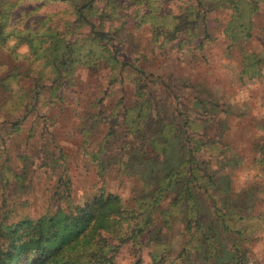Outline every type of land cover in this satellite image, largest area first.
Wrapping results in <instances>:
<instances>
[{"label": "rangeland", "instance_id": "obj_1", "mask_svg": "<svg viewBox=\"0 0 264 264\" xmlns=\"http://www.w3.org/2000/svg\"><path fill=\"white\" fill-rule=\"evenodd\" d=\"M187 1L164 0L158 12L176 14ZM258 4L261 9L254 17L253 35L244 44L263 55L264 1ZM97 5L104 7L105 0H98ZM145 7V0L141 4L137 0H114L115 16L103 23L104 30L111 32L117 58L128 63L124 68L111 71L103 63L77 64L72 77H63L59 82L48 77L36 81V63L29 65L27 45L15 47L16 56L0 46V78L15 69L21 76L17 77V85L11 83L13 90L18 86L25 92L38 93L37 100H18L14 91L0 83V156L6 161L4 166L17 175L12 179L11 172L7 173L11 178L5 191L8 198L3 195L6 205L0 212H8L15 219L36 217L47 205L54 210L58 203H82L101 189L118 194L123 206L134 208L133 198L140 183L120 173L116 158L104 176H99L92 154L105 135L112 131L121 134L124 107L134 100L135 75L130 66L135 65L145 72L141 82L146 90H156L158 114L177 124L183 122L184 114L189 122L188 134L207 139L201 157L213 162L216 175L228 176V197L212 189V199L205 197L214 225L216 208L241 216L236 220L244 229L237 237L226 235L227 246L237 244L244 251L240 264H264V149L260 151L264 145V61L260 74H240L242 46L226 39L223 22L228 15L219 9L207 15V29L203 22L198 24L200 45L194 40L177 49L171 42L160 49L151 40L150 23L141 17ZM41 18L72 38L78 32L84 38L90 30H68L75 25L73 8L59 1L26 0L11 10L10 24L37 28ZM93 21L101 23L100 19ZM14 41L10 38L6 42L11 46ZM157 126V118L147 123L149 152L151 140H160L151 136ZM112 144L114 149L126 148L125 144L121 148L119 142ZM179 147L188 148L185 139L177 142L175 149ZM218 160L230 164L218 168ZM60 177L63 181L58 184ZM20 180L24 187L17 190ZM171 201L172 195H166L153 210L152 222L162 224L161 212ZM184 214L181 208L168 215L166 239L172 256L181 249L187 232ZM141 245L137 251L135 246L125 244L117 261L136 264L140 258V264H148L150 248Z\"/></svg>", "mask_w": 264, "mask_h": 264}, {"label": "trees", "instance_id": "obj_2", "mask_svg": "<svg viewBox=\"0 0 264 264\" xmlns=\"http://www.w3.org/2000/svg\"><path fill=\"white\" fill-rule=\"evenodd\" d=\"M24 1L0 0V46L16 56L15 47L22 43L27 45L28 63L32 67L36 63V69L33 68L36 81L48 77L59 82L63 77H72L77 64L103 63L111 71L128 65L117 58L111 32L104 30L103 23L115 16L114 0H105L102 8L98 7V0H43L70 4L75 25L67 29L76 31L88 27L89 33L84 38L78 35L79 32H75L73 38L68 36L70 34L56 26L46 25L44 18L39 20L41 24L37 28H19L10 24L11 10ZM137 1L141 4V0ZM259 1L262 0H188L176 14H159L158 7L164 0H145L141 17L143 22L150 23L151 40L158 43L160 49L171 42L181 49L199 38V23L203 22L204 30L208 28L206 18L209 13L224 10L228 15L223 22L226 39L242 46L240 74L253 76L261 73L264 53L256 54L244 43L253 35L254 17L261 9ZM93 19H100L101 23L96 24ZM10 38L15 39L11 46L6 42ZM197 42L201 44V41ZM130 69L135 75L134 100L124 107L121 134L112 131L105 135L92 155L99 176H104L116 158L120 173L140 183V190L133 198L134 208L123 206L118 194L101 189L88 195L82 203H58L54 210L47 205L45 211L36 217L25 215L15 219L10 218L8 212H0V264H121L117 256L125 244L135 246L137 251L141 244L149 247L148 264H240L244 261V251L237 244L229 248L224 238L229 233L234 237L241 234L244 228L236 220L241 216L216 208L214 218L218 226L209 216V203L205 198L212 199L209 190H218L228 197L229 183L228 176L216 175L217 169L212 161L201 157L207 139L188 134L189 122L183 113L184 120L178 124L159 115L154 98L156 90H146L141 82L145 72L135 65ZM18 76H21L20 72L14 69L11 74L0 78V83L7 86L8 91H14L13 96L18 100H37V92H25L18 86L13 90L11 83L17 85ZM155 118L158 126L151 136L160 140H151L152 151L149 152L147 123ZM182 139L186 140L188 148L175 149ZM112 141L119 142L121 148L125 144V150H119L118 146L115 150ZM263 149L264 145L260 151ZM4 163L6 161L0 156L3 197L0 210L6 205L5 191L11 181L7 173L11 172L12 179L17 177ZM216 164L221 168L230 162L218 160ZM62 181L60 177L57 183ZM16 187L17 190L23 189V180ZM168 194L172 195V201L161 212L162 224L152 222L153 210ZM181 208L185 211L187 232L181 249L172 256L166 239L168 215ZM139 260L136 264H140Z\"/></svg>", "mask_w": 264, "mask_h": 264}]
</instances>
